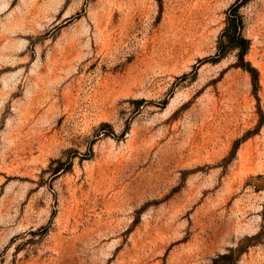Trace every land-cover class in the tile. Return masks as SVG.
I'll return each instance as SVG.
<instances>
[{
	"label": "rangeland",
	"instance_id": "1",
	"mask_svg": "<svg viewBox=\"0 0 264 264\" xmlns=\"http://www.w3.org/2000/svg\"><path fill=\"white\" fill-rule=\"evenodd\" d=\"M0 0V264H264V0Z\"/></svg>",
	"mask_w": 264,
	"mask_h": 264
},
{
	"label": "trees",
	"instance_id": "2",
	"mask_svg": "<svg viewBox=\"0 0 264 264\" xmlns=\"http://www.w3.org/2000/svg\"><path fill=\"white\" fill-rule=\"evenodd\" d=\"M244 1L246 0L236 2L228 11L226 26L218 39L217 59L224 57L232 50H237L239 55V65L250 71L254 83L257 84L258 71L245 60V55L250 47V40L244 35V20L240 13V7Z\"/></svg>",
	"mask_w": 264,
	"mask_h": 264
}]
</instances>
